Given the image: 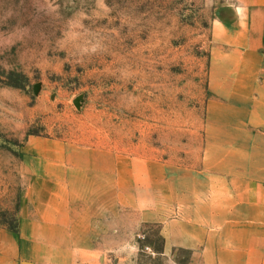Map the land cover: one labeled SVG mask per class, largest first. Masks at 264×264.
Here are the masks:
<instances>
[{
  "label": "rangeland",
  "instance_id": "1",
  "mask_svg": "<svg viewBox=\"0 0 264 264\" xmlns=\"http://www.w3.org/2000/svg\"><path fill=\"white\" fill-rule=\"evenodd\" d=\"M227 1L0 0V231L17 264L34 222L54 227L58 264H220L249 237L209 114Z\"/></svg>",
  "mask_w": 264,
  "mask_h": 264
},
{
  "label": "crops",
  "instance_id": "2",
  "mask_svg": "<svg viewBox=\"0 0 264 264\" xmlns=\"http://www.w3.org/2000/svg\"><path fill=\"white\" fill-rule=\"evenodd\" d=\"M213 43L209 114L216 121L211 134L218 136L217 172L225 183L238 185L239 192L231 195L232 214L249 221L242 230L250 233L233 241L232 250H222L220 264H264V239L251 234L264 232V0L220 3ZM52 220L48 215L45 221ZM32 227L28 264H58L57 243L43 239V231L54 227L44 222ZM17 255L10 235L0 231V264H17Z\"/></svg>",
  "mask_w": 264,
  "mask_h": 264
},
{
  "label": "trees",
  "instance_id": "3",
  "mask_svg": "<svg viewBox=\"0 0 264 264\" xmlns=\"http://www.w3.org/2000/svg\"><path fill=\"white\" fill-rule=\"evenodd\" d=\"M13 231H14V232H18V229H14Z\"/></svg>",
  "mask_w": 264,
  "mask_h": 264
}]
</instances>
